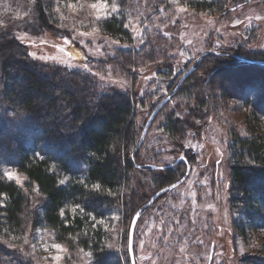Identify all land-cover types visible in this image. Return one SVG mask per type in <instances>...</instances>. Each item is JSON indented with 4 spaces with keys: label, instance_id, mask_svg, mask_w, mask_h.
Returning <instances> with one entry per match:
<instances>
[{
    "label": "trees",
    "instance_id": "16d2710c",
    "mask_svg": "<svg viewBox=\"0 0 264 264\" xmlns=\"http://www.w3.org/2000/svg\"><path fill=\"white\" fill-rule=\"evenodd\" d=\"M59 1H20L19 5L25 4L34 16V22L26 21L28 31L34 35L52 32L67 36L69 33L61 25L71 20H60L55 8ZM62 1L75 5L80 2ZM131 1H120L123 17L113 16L98 23L105 33L127 46L89 69L36 60L29 46L13 33L1 36L2 98L23 109L36 131L31 143L7 130L0 131V158L27 177L24 186L0 178V256L7 254L8 264H43L31 253L35 231L41 226L52 229L61 242L92 250L96 264H121L120 257L109 249V233L102 225H94L91 217L121 210L126 224L130 220L132 223L137 210L152 197L146 193L145 182L142 184L145 175H151V188L155 191L183 177L188 165L193 167L199 157L186 144L187 126L196 130L194 122L206 123L211 112L220 111L226 99L235 97L250 102L255 108L253 115L264 116V66L242 62L233 48L217 50L219 53H210L197 62L195 70L157 114L163 115L160 127L168 142L160 139V148H146L142 144L132 158L143 132L135 108L136 94L129 93L130 90L102 94L99 74L113 73L134 82L138 77L132 75V69L153 64L164 67L170 65L168 59L172 57L169 48L152 41L153 36L157 40L156 35H162L152 20L141 36L146 43L132 46L139 37L127 21ZM230 1L236 3L235 8L248 2L207 0L195 5V10L225 16L230 12ZM16 22L22 27L23 21ZM164 36L165 33L157 42H167ZM250 54L251 59L264 58V52ZM157 72L167 74L171 81L173 72L167 66ZM181 76L182 73L177 78L173 76L169 92ZM174 99L177 102L172 106ZM165 152L175 155V160L167 162ZM230 152L232 206L243 212L247 222L264 227V127L257 129L248 122L244 135H232ZM180 157L185 159L173 166L151 167L170 165ZM54 166L67 174L63 183ZM177 260L182 264L183 257Z\"/></svg>",
    "mask_w": 264,
    "mask_h": 264
},
{
    "label": "rangeland",
    "instance_id": "374dc122",
    "mask_svg": "<svg viewBox=\"0 0 264 264\" xmlns=\"http://www.w3.org/2000/svg\"><path fill=\"white\" fill-rule=\"evenodd\" d=\"M20 1L0 0V40L3 34L13 33L29 46V52L36 60L89 69L97 66L98 61L115 56L120 47L127 46L126 42L121 43L119 38L112 37L98 26L113 16L123 17L120 12L122 0H105L106 9L92 7L99 0H80L76 5L60 0L55 7L60 20H71L69 24L61 25L69 33L67 36L52 32L34 35L28 31L26 21L34 22V16L30 9L26 10L25 4L19 5ZM206 1L132 0L127 6V21L139 37L132 46L146 43L141 36L151 20L162 35L165 33L166 44L157 42L162 35H156L157 40L153 36L152 41L169 48L172 59H168L170 65H164L173 72L171 81L173 76L183 75L202 53L209 50L233 48L236 55L244 58H248L251 52H264V0H248L238 8L230 1V12L225 16L196 12L195 5ZM113 4L116 11H112ZM158 12L161 15H156ZM18 20L23 21L22 27L16 25ZM164 67L153 64L132 69V75L138 77L134 82L113 73L99 74L101 93L130 90L129 93L136 94L133 95L137 100L135 108L144 129L154 106L169 93V77L157 72ZM2 94L0 89V131L7 130L31 143L36 131L29 115L16 105L7 104ZM143 98H146L144 105ZM176 102L174 99L171 105L175 106ZM224 102L220 111L211 112L206 123L194 122L196 130L187 126L186 144L199 154L198 162L182 184L164 194L139 218L134 238L136 264H180L179 256L183 257L182 264H264V227L247 222L243 212L231 203L234 191L231 188L230 158L232 135H244L248 122L261 129L264 116L255 117L251 112L255 108L250 102L235 97ZM157 117L147 134L146 143L143 142L146 148L157 145L160 148V139L168 142L160 127L163 115ZM163 157L167 162L175 160V155L168 152ZM53 170L65 181L67 174L60 167L54 166ZM0 178L15 180L22 186L27 182L22 171L1 158ZM144 182L150 196L159 190L151 188V175L146 174L142 184ZM91 219L94 225H102L109 233V249L120 257L121 264H132L129 253L131 220L126 224V216L121 210L107 212L103 217L92 216ZM31 253L43 264H96L92 250L59 241L56 233L47 226L35 231ZM7 256H0V264L9 263Z\"/></svg>",
    "mask_w": 264,
    "mask_h": 264
},
{
    "label": "water",
    "instance_id": "95a60500",
    "mask_svg": "<svg viewBox=\"0 0 264 264\" xmlns=\"http://www.w3.org/2000/svg\"><path fill=\"white\" fill-rule=\"evenodd\" d=\"M219 53L216 50H209L206 51L204 53H202L195 61L194 63L187 69V71L180 77L178 83L176 84V86L173 88L172 91H170L167 95H165L162 100L158 103V105L155 107V109L153 110V112L151 113L149 119L147 120L145 127L143 129V132L141 134V137L137 143L136 148L134 149L132 158H134V155L136 153V151L142 146L143 142L145 141L147 134L157 116V114L160 112V110L165 106V104L170 101L172 99V97L176 94V92L178 91V89L180 88V86L182 85V83L187 79V77L195 70L196 68V64L197 62L201 61L206 55L210 54V53ZM239 59L242 60V62L244 63H248V64H256V65H263L264 66V60L261 59H251V58H244V57H240L239 55H236ZM185 159V157H180L178 158L175 163H172L170 165H166V166H158L155 164H152L151 167L153 169H157L159 167L162 168H167L168 166H173L176 163H179L181 160ZM191 165L189 164L187 167V171L184 174L183 177H181L179 180L170 183L169 185L159 189L155 194L152 195V197L143 205L141 206L136 214L133 217L132 223H131V227H130V232H129V253H130V257L132 260V264H136V256H135V251H134V238H135V230H136V226L138 223L139 218L142 215V212L144 211V209H146L147 207L151 206L161 195L172 191L173 189H175L176 187H178L180 184H182L186 178L189 176L190 172H191Z\"/></svg>",
    "mask_w": 264,
    "mask_h": 264
},
{
    "label": "snow or ice",
    "instance_id": "6c2138e0",
    "mask_svg": "<svg viewBox=\"0 0 264 264\" xmlns=\"http://www.w3.org/2000/svg\"><path fill=\"white\" fill-rule=\"evenodd\" d=\"M92 7H93L94 9H96V8L106 9V8L108 7V5H107V3L105 2V0H99V2H98V3H94V4L92 5ZM112 11H116V6H115V4L112 5ZM182 159H183V158H182ZM61 183H63V181H61ZM54 247L57 248V249H60V248H61L60 245H54ZM56 259H59V257H57Z\"/></svg>",
    "mask_w": 264,
    "mask_h": 264
}]
</instances>
